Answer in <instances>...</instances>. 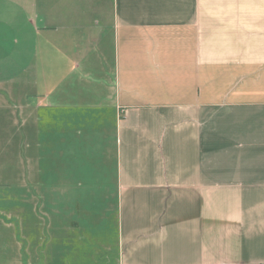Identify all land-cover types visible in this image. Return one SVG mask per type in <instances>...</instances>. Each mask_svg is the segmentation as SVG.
<instances>
[{
    "label": "crops",
    "instance_id": "obj_1",
    "mask_svg": "<svg viewBox=\"0 0 264 264\" xmlns=\"http://www.w3.org/2000/svg\"><path fill=\"white\" fill-rule=\"evenodd\" d=\"M15 29L0 264H264V0H0Z\"/></svg>",
    "mask_w": 264,
    "mask_h": 264
},
{
    "label": "rangeland",
    "instance_id": "obj_2",
    "mask_svg": "<svg viewBox=\"0 0 264 264\" xmlns=\"http://www.w3.org/2000/svg\"><path fill=\"white\" fill-rule=\"evenodd\" d=\"M29 41L31 43L33 42L36 47L39 46L41 72L44 74V76L50 75L51 74L50 72H56L57 62L55 61V58H54V54L56 53V44H55L56 39H54V41H52V40H49V38H46L45 36L42 35L39 39V45H37V43L35 41H33V39H30ZM21 42H22L21 33H20V31H18L16 29H15V31H12L9 33V37L6 40L1 41V45H2L1 49H3V51L7 52V58H2L0 55V67H3L5 64L10 65V66L17 64V61L20 58L17 54L18 49L22 48ZM28 45H30V44H28ZM82 69H83V67L80 66V69H76L77 70L76 73H80L78 71H82ZM83 84L86 85L87 81H83ZM76 90L77 89H74V91H73V96L75 95L77 97L75 99L80 100V99H84L86 97V95L78 93ZM93 201H97L95 208L100 209L101 207L98 205L101 202V200H99V199L98 200H90L89 201V207H93V204L90 203ZM105 201L107 202L106 199H105ZM114 215H115V212H114V214H112V216H114ZM100 217H101V215L97 216V217L92 216V217H90L89 222L94 221L95 223H92V224H95V226H96V224H101L100 221L97 222V220H100ZM115 222L116 221L110 220V222L108 223V226L110 227L111 232L114 230ZM106 224H107V222H105V225ZM89 225H91V224H89ZM95 236H97V235H95ZM110 236H111V234H110ZM113 237H114V235L112 234L111 238L113 239ZM88 241L97 242L98 239H93V238L89 237ZM113 243L114 242H112V244ZM105 250H106V256H107V253L110 251V249L107 247V245H106ZM111 250L114 251L115 248H112ZM115 253H116V251H114L113 255L111 256L112 263L115 262ZM93 259H95V258H93ZM112 263H109V264H112ZM66 264H71V263H66Z\"/></svg>",
    "mask_w": 264,
    "mask_h": 264
}]
</instances>
